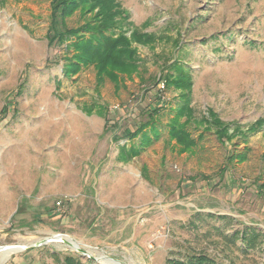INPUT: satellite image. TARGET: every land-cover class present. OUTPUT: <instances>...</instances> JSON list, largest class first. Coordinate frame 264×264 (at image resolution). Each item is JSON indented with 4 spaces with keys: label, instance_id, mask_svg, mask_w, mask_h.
<instances>
[{
    "label": "rangeland",
    "instance_id": "obj_1",
    "mask_svg": "<svg viewBox=\"0 0 264 264\" xmlns=\"http://www.w3.org/2000/svg\"><path fill=\"white\" fill-rule=\"evenodd\" d=\"M116 1L132 28L155 39L133 44L131 77L96 89L92 65L65 77L48 48L49 0H0V247L61 234L112 259L49 242L1 264H58L65 254L83 264H164L190 251L217 264H264V238L253 248L241 238L264 234V123L248 136L247 160L222 173L231 143L192 124L191 152L169 138L182 100L162 79L176 63L191 76L196 118L212 109L243 126L264 119V0ZM146 121L147 145L125 132ZM123 144L139 153L120 159Z\"/></svg>",
    "mask_w": 264,
    "mask_h": 264
},
{
    "label": "trees",
    "instance_id": "obj_2",
    "mask_svg": "<svg viewBox=\"0 0 264 264\" xmlns=\"http://www.w3.org/2000/svg\"><path fill=\"white\" fill-rule=\"evenodd\" d=\"M49 10L45 39L49 49L57 50L55 57L63 60L62 73L65 77H71L81 68L92 65L95 70L96 89L105 78L119 87L118 84L123 77H131L137 71L140 60L137 48L133 44L147 45L155 39L152 34L132 28L126 11L116 0H49ZM74 15L79 17L80 22L70 26L68 21ZM173 68L176 69V74L166 73L162 79L166 86H173L179 91L182 100L176 107L174 116L168 121L169 138L176 141L177 150L180 153L191 152L197 145V140L187 129V126L192 124L195 128L202 129L199 136L204 131H211L221 145L228 142L233 146L225 156L222 173L235 163L246 161L250 150L247 145L248 136L261 129L264 119H257L243 126L236 121L222 120L212 109L196 118L190 105L192 78L179 64H173ZM152 110L155 112L157 108L154 107ZM98 112L101 113L100 110ZM150 122L140 124L133 133L129 130L125 132L131 137L141 133L143 143L147 145L152 141L145 130L147 126H151ZM239 139L244 143L241 151L235 148ZM138 153V147L131 145L127 148L123 144L120 146L119 158L128 160ZM262 186L260 185L261 188ZM249 233L248 236L246 234L241 236L247 247H255L259 237L260 241H263L264 234L261 232L250 230ZM54 258L58 264H83L74 254H65L62 257L55 255ZM164 264H217V262L204 251H190L182 257L166 258Z\"/></svg>",
    "mask_w": 264,
    "mask_h": 264
},
{
    "label": "water",
    "instance_id": "obj_3",
    "mask_svg": "<svg viewBox=\"0 0 264 264\" xmlns=\"http://www.w3.org/2000/svg\"><path fill=\"white\" fill-rule=\"evenodd\" d=\"M49 242H62L65 243L66 245H68L71 249L78 251L79 253H81L84 256H87L88 258L94 260V261H99L100 259H105V260H112L110 258H107L106 256H98V257H94L91 254H89L87 251H85L84 249L80 248L77 243L72 240L71 238L61 235V234H54L51 235L49 237H46L42 240H39L38 242L34 243V244H29V245H7V246H1L0 247V252L3 251H10V254H8L7 256H5L3 259L0 260V264L2 262H4L12 253L15 252H19L21 250H28V249H32L33 247H37L39 245H45L48 244Z\"/></svg>",
    "mask_w": 264,
    "mask_h": 264
},
{
    "label": "bare ground",
    "instance_id": "obj_4",
    "mask_svg": "<svg viewBox=\"0 0 264 264\" xmlns=\"http://www.w3.org/2000/svg\"><path fill=\"white\" fill-rule=\"evenodd\" d=\"M49 99V98H48ZM55 110H58L59 109V107L57 106V105H55ZM73 115H75V114H73ZM76 118H78V116H76ZM76 118L74 119H72V121L71 122H73L74 124H76L77 123V120H76ZM79 121V120H78ZM68 124V123H67ZM44 125V124H43ZM72 126H73V124H72ZM76 126V125H75ZM77 127V126H76ZM56 128V127H55ZM69 129V128H68ZM84 129V128H83ZM83 136V135H82ZM67 142V141H66ZM87 143V142H86ZM78 144V143H77ZM122 189V188H121ZM69 247V246H68ZM8 254H10V251H3V252H0V260L1 259H3L5 256H7ZM107 263H111L112 261L111 260H105Z\"/></svg>",
    "mask_w": 264,
    "mask_h": 264
},
{
    "label": "built area",
    "instance_id": "obj_5",
    "mask_svg": "<svg viewBox=\"0 0 264 264\" xmlns=\"http://www.w3.org/2000/svg\"><path fill=\"white\" fill-rule=\"evenodd\" d=\"M57 205H59V202H57Z\"/></svg>",
    "mask_w": 264,
    "mask_h": 264
}]
</instances>
